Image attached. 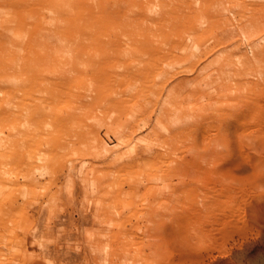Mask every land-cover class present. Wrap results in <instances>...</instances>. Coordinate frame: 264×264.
Here are the masks:
<instances>
[{"label": "rangeland", "instance_id": "rangeland-1", "mask_svg": "<svg viewBox=\"0 0 264 264\" xmlns=\"http://www.w3.org/2000/svg\"><path fill=\"white\" fill-rule=\"evenodd\" d=\"M51 3L55 5L56 0ZM241 8L247 11L245 6ZM50 11L39 19L41 26L51 19ZM24 17L30 18V27H36V15L21 8L4 12L3 23L24 24ZM24 32L17 31L13 38L22 42L27 38ZM202 33L208 42L214 39L215 32L211 36H206V30ZM247 34L238 38L241 49L251 55ZM235 38L215 42L213 51L201 61L210 73L223 60L230 61L239 76L223 90L222 107L230 114L244 108L248 116L230 138L210 145L213 154L209 161L198 142L201 135L194 134L192 127L183 129L178 119L159 122L160 110L154 111L153 105L143 101L130 103L122 116L103 107L80 108L83 121L63 130L44 127L36 131L25 125L23 116L8 128V121L0 119V129L4 126L6 130L0 131V184L7 185H0V249L7 253L0 264H264V128L256 95L263 70L259 62L244 63L236 56L229 46ZM252 40L264 42V36ZM9 45L6 41L7 61L13 57ZM157 49L152 45L143 56L149 58L150 66L161 62L163 53ZM193 52L194 46L182 61L194 63L199 57ZM198 73L181 76L198 80ZM23 79L20 84L26 81ZM5 80L0 77V83L6 84ZM199 86L195 80L175 85L170 95L177 102L175 108L190 106L178 101L193 90L192 107L217 115L220 105L198 95ZM16 96L21 92L16 91ZM66 101L57 112L59 118L76 111L75 100ZM41 117L35 115V119ZM221 118L217 117L218 122ZM127 123L137 125L127 130L132 142L123 143L118 140L119 128L126 130ZM165 126L172 133L167 135ZM12 130L17 132L14 141L3 140ZM187 134L195 136L194 140ZM147 146L155 153H140L141 158L132 165L126 163L128 152ZM194 153L196 159L185 167L183 157L187 161ZM198 164L203 167L200 171ZM185 191L193 192L191 206L200 209V216L192 219L193 229H201L196 234L200 250L195 252L184 249L179 234L172 230L187 214L190 201L183 195ZM11 227L16 232H9Z\"/></svg>", "mask_w": 264, "mask_h": 264}, {"label": "bare ground", "instance_id": "bare-ground-1", "mask_svg": "<svg viewBox=\"0 0 264 264\" xmlns=\"http://www.w3.org/2000/svg\"><path fill=\"white\" fill-rule=\"evenodd\" d=\"M51 2L53 0H0V77L6 79V84L0 83V119L8 121V128L19 116H23L25 125L36 131L44 127L63 130V127L79 125L83 121L80 118L82 110L86 107H103L116 116H122L130 103L143 101L153 105L154 111L160 110L159 122L164 118L178 119L183 129L192 127L194 134L201 135L198 142L204 147V158L209 161L213 154L210 145L214 142L221 144L224 139L230 138L248 116L244 108L232 115L222 107L223 90L227 84L235 83V77L239 76V72L230 67V61L223 60L211 73L201 61L213 51L216 43L223 44L234 37L237 38L229 46L236 51V56L244 63L257 61L262 65L256 95L263 110L260 115L264 128V42L252 40L256 35L260 38L264 36V0H56L55 5ZM15 8L35 14L36 27H30V18L26 17L22 21L24 24L5 26L4 12ZM46 10H51L52 15L43 27L39 19L45 17ZM201 28L206 30V36L215 32L212 35L214 39L209 42L204 39L202 31L199 32ZM17 31H25L27 38L22 42L15 40L13 35ZM246 31L251 55L241 49L242 43L238 38ZM252 33L256 35L253 37ZM40 37L45 38L42 43L37 41ZM6 41L10 42L13 56L9 61L4 54ZM152 45H156L163 54L161 62L150 66L149 58L143 56ZM192 46L193 54L199 58L191 64L182 60ZM17 51H20L19 55ZM19 65L20 69H12ZM191 71H198L200 78L181 76ZM173 77H176L175 84L168 89ZM22 79L26 81L20 84ZM194 80L200 85L198 95L209 101L215 99L220 105L217 115L192 107V100L196 97L193 90L178 101L190 106L175 108L177 102L170 96L175 85ZM15 85H18L17 90ZM5 87H8L7 90ZM16 91L21 92L20 97L16 96ZM4 95H8V100ZM67 98L75 100L76 111H67L63 118H59L57 112L63 109ZM245 105L243 103V107ZM37 113L42 117L35 119ZM219 116L222 117L221 122L217 120ZM92 118L97 121L95 116ZM135 125L127 123L124 126L126 130L120 127L118 140L132 142V137L128 136L131 131L127 130L134 129ZM212 126L215 130H211ZM3 127L1 133L6 132ZM171 130L168 128L167 135L172 133ZM15 133L10 131L7 140H3H13ZM191 134L186 137L193 141L195 136ZM149 148L128 152L126 163L132 165L137 158H141L140 153H155ZM187 157V161L183 157L185 167L196 159L195 153ZM202 169L198 164L197 171ZM0 185L7 187L4 182ZM184 193L190 201L187 214L177 221L172 230L179 234L184 249L195 252L200 250L196 234L201 229L197 228V232L193 229L192 219L200 216V209L196 205L191 206L195 203L193 192ZM8 231L16 232V229L11 227ZM6 255L4 249H0V262Z\"/></svg>", "mask_w": 264, "mask_h": 264}]
</instances>
